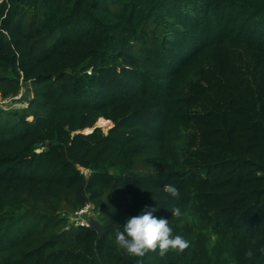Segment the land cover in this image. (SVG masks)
Instances as JSON below:
<instances>
[{
  "label": "trees",
  "instance_id": "trees-1",
  "mask_svg": "<svg viewBox=\"0 0 264 264\" xmlns=\"http://www.w3.org/2000/svg\"><path fill=\"white\" fill-rule=\"evenodd\" d=\"M25 84L0 110V264H264V0H0L2 97ZM87 204L102 237L68 223ZM145 206L189 246L118 249Z\"/></svg>",
  "mask_w": 264,
  "mask_h": 264
},
{
  "label": "clouds",
  "instance_id": "clouds-1",
  "mask_svg": "<svg viewBox=\"0 0 264 264\" xmlns=\"http://www.w3.org/2000/svg\"><path fill=\"white\" fill-rule=\"evenodd\" d=\"M165 191L172 198L179 196L178 190L173 186H166ZM156 207L145 206L138 215L125 219L122 230H117L113 237L115 246L126 254L134 257H143L148 251L159 250L164 255L170 248L183 250L187 248L188 241L180 235H172L169 220L158 218L154 213ZM172 216L181 217L180 208H173Z\"/></svg>",
  "mask_w": 264,
  "mask_h": 264
},
{
  "label": "rangeland",
  "instance_id": "rangeland-1",
  "mask_svg": "<svg viewBox=\"0 0 264 264\" xmlns=\"http://www.w3.org/2000/svg\"><path fill=\"white\" fill-rule=\"evenodd\" d=\"M21 93L23 94V100L10 101L8 104L0 106V110L12 111V110H22L26 108V106L29 104V101L31 99L30 86L26 84L23 85ZM4 115L5 114L2 113L3 117ZM96 126L100 127L104 133H107L108 130L112 127V124L110 122H104V121L99 120ZM86 133H89V131H86ZM91 207L93 209L92 205ZM66 218L68 220V223L71 226H78L79 223H83V222L91 225L93 222L98 221L97 212L95 211H92L90 214L84 215L82 217H77V216H74L73 214H66Z\"/></svg>",
  "mask_w": 264,
  "mask_h": 264
},
{
  "label": "built area",
  "instance_id": "built-area-1",
  "mask_svg": "<svg viewBox=\"0 0 264 264\" xmlns=\"http://www.w3.org/2000/svg\"><path fill=\"white\" fill-rule=\"evenodd\" d=\"M19 100H23V94L21 92L16 97H14V98H8V99H4L2 97L1 92H0V106L8 104L10 101H19ZM92 211L93 210H92L91 205L90 204H87L85 207H83L82 209L78 210L73 215L74 216H77V217H82L84 215L90 214ZM79 225L90 227V224L85 223V222L79 223Z\"/></svg>",
  "mask_w": 264,
  "mask_h": 264
},
{
  "label": "water",
  "instance_id": "water-1",
  "mask_svg": "<svg viewBox=\"0 0 264 264\" xmlns=\"http://www.w3.org/2000/svg\"><path fill=\"white\" fill-rule=\"evenodd\" d=\"M50 146H51V144L49 145V147H50ZM90 227H91L93 230L99 232V234H100L101 237L104 235V230H103L102 224H101L100 222L95 221V222H93V223L90 225Z\"/></svg>",
  "mask_w": 264,
  "mask_h": 264
},
{
  "label": "bare ground",
  "instance_id": "bare-ground-1",
  "mask_svg": "<svg viewBox=\"0 0 264 264\" xmlns=\"http://www.w3.org/2000/svg\"><path fill=\"white\" fill-rule=\"evenodd\" d=\"M101 121H104V122H108V121H106V120H104V119H100Z\"/></svg>",
  "mask_w": 264,
  "mask_h": 264
}]
</instances>
